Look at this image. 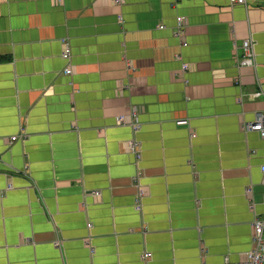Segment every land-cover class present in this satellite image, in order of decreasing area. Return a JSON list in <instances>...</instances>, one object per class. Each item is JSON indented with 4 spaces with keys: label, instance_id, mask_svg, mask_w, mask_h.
Masks as SVG:
<instances>
[{
    "label": "crops",
    "instance_id": "0c3cea01",
    "mask_svg": "<svg viewBox=\"0 0 264 264\" xmlns=\"http://www.w3.org/2000/svg\"><path fill=\"white\" fill-rule=\"evenodd\" d=\"M255 112L264 0H0V264L237 262L264 213Z\"/></svg>",
    "mask_w": 264,
    "mask_h": 264
},
{
    "label": "built area",
    "instance_id": "2783aa9c",
    "mask_svg": "<svg viewBox=\"0 0 264 264\" xmlns=\"http://www.w3.org/2000/svg\"><path fill=\"white\" fill-rule=\"evenodd\" d=\"M56 2H60L61 0H55ZM122 0H114V3L119 4ZM231 5L234 4H241L246 6V0H229ZM159 29H163L164 26L159 25ZM184 28H185V21L182 17L176 18V23L173 28V36L182 40V46H186V42H184ZM63 49L61 52V58L66 61L70 62L71 58V49L67 41L64 39L62 40ZM241 55L237 59V67H254L255 66V55L253 52V43L250 39H245L242 41L241 44ZM183 70L187 69V65L182 66ZM65 75H70L72 73V69L68 64L67 67L63 70ZM259 94H253V97H258ZM140 111L137 108H133L127 116H119L117 118L118 123L122 125H127L130 127L133 133H137L140 129V122L138 119ZM176 126H188V121L184 119L175 120ZM240 129L243 133H256L260 139L264 140V112H255L254 118L252 121L249 122H242ZM194 137V134L191 135ZM17 139L16 136L11 138V142ZM125 150L132 154L135 158V162H139L141 158V150L140 144L136 140H129L125 143ZM260 171L264 176V162L260 166ZM142 172H136V175L133 178V182L137 186V195L135 198V205L136 209H139V201L142 197L145 196L144 190L139 185V179L141 177ZM245 196L251 204V189L247 187L244 191ZM92 196H99L98 192H92ZM263 202H264V195H263ZM90 227V225H88ZM264 213L260 216L254 218L252 222V238L251 243L252 246L250 250L245 252L241 255L240 259L237 262H229L225 260L222 264H264ZM56 246L60 245L59 241L55 242ZM151 258V253L144 252L141 255V261L143 264H146Z\"/></svg>",
    "mask_w": 264,
    "mask_h": 264
}]
</instances>
